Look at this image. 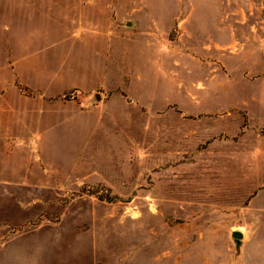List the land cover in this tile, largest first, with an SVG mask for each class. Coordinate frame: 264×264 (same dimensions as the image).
<instances>
[{"label":"rangeland","instance_id":"1","mask_svg":"<svg viewBox=\"0 0 264 264\" xmlns=\"http://www.w3.org/2000/svg\"><path fill=\"white\" fill-rule=\"evenodd\" d=\"M0 241V264H264V0H0Z\"/></svg>","mask_w":264,"mask_h":264},{"label":"crops","instance_id":"2","mask_svg":"<svg viewBox=\"0 0 264 264\" xmlns=\"http://www.w3.org/2000/svg\"><path fill=\"white\" fill-rule=\"evenodd\" d=\"M77 33H80L79 36H81V37L82 36L83 37H88V35L91 34V31L84 30V31H78ZM89 57L91 58V60H83V59H80L79 61H77L76 62L75 69L76 70H80L81 73H83V74H85L87 76L89 74H91L93 76V70L94 69H96V70L98 69V64L99 63H98V61H94L92 59L93 58V54H91ZM95 57H97V55H95ZM22 81L25 82V83H27V84H29L28 83L29 81H27V82L24 81V80H22ZM45 81L48 84H51V85H53V84H56V85L59 84L61 86H64V85H76V86H79L80 89H83V90H85L87 92H89L90 90H93L100 82H102L101 80H93V78H92V80H88V79L87 80H44V82ZM108 82H110V81H108ZM32 84H40V83H32ZM76 116H79V118H77V121H76L77 125L80 127V129H85L86 126H85V122L83 120V112L81 110L79 112H76ZM39 126L40 125H38V127ZM38 127L36 126V128H38ZM41 130L48 132L49 131V128H47V129L45 128V129H41ZM13 131H14V129H13L12 126H7L6 132H13ZM54 132L55 131H53V133ZM31 143H36V140L31 141ZM7 239H10V238H7ZM5 241H0V250H1V248L4 247ZM32 252H33V250L30 251V253L32 255L31 258L34 260V254ZM12 256H13V254L12 255H9L8 256V259H11ZM13 258L15 260V257H13ZM17 258L19 259V255H17ZM26 259L28 261V256H26Z\"/></svg>","mask_w":264,"mask_h":264},{"label":"water","instance_id":"3","mask_svg":"<svg viewBox=\"0 0 264 264\" xmlns=\"http://www.w3.org/2000/svg\"><path fill=\"white\" fill-rule=\"evenodd\" d=\"M96 100L100 99L99 94H95ZM232 237L235 239L236 242H239L240 239L242 238V233L240 231H233L232 232Z\"/></svg>","mask_w":264,"mask_h":264}]
</instances>
